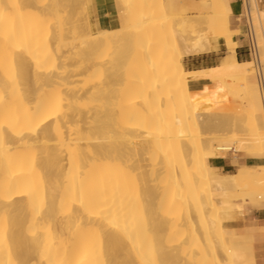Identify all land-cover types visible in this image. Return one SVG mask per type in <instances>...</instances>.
Instances as JSON below:
<instances>
[{
    "label": "bare ground",
    "instance_id": "6f19581e",
    "mask_svg": "<svg viewBox=\"0 0 264 264\" xmlns=\"http://www.w3.org/2000/svg\"><path fill=\"white\" fill-rule=\"evenodd\" d=\"M115 1L120 12L136 13L134 21L132 13L127 18L135 30L124 28L132 32L131 47L124 40L120 45L121 39L116 44V29L93 32L82 14L86 0H0V264H223L231 260L232 230L222 223L229 201L252 195L257 207L264 206V112L259 110L260 93L255 96L250 87L248 63L235 54L233 36L241 34L228 24V3L213 16L218 24L213 41L221 38L228 53L211 71L197 72L226 76V82L244 80L251 122L194 154L186 140L188 116L151 106L155 100L164 102L158 106L169 105L194 80V71L183 67L184 56L212 49L206 35L192 39L184 34L199 16H171L169 0L157 8L152 0ZM77 3L84 4L80 20L72 16ZM251 21L264 106V12L257 0ZM174 32L180 42L165 47ZM112 40L118 49L125 52L126 45L130 51L120 55L117 46L112 49L117 52L111 55L125 63L123 74H118L115 57V65L110 60L107 66L88 58ZM100 73H105L101 77L107 81L100 79L107 88L98 93L88 80ZM129 74L139 81L134 87L129 79L122 81L117 91L116 77ZM153 74L169 84L164 97L148 86ZM95 99L102 102L91 103ZM194 101L197 108L202 101L211 102L198 95L193 107ZM203 114L199 116L205 119ZM149 120L163 125L164 132L155 134ZM136 146L142 154L138 159L132 150ZM228 150L246 152L256 162L241 164L232 174L212 173L205 152ZM167 151L178 153L177 167L162 165H168ZM146 152L155 160L151 172L138 164ZM134 162L142 168L140 177Z\"/></svg>",
    "mask_w": 264,
    "mask_h": 264
},
{
    "label": "rangeland",
    "instance_id": "374dc122",
    "mask_svg": "<svg viewBox=\"0 0 264 264\" xmlns=\"http://www.w3.org/2000/svg\"><path fill=\"white\" fill-rule=\"evenodd\" d=\"M152 1H153L154 6H156V8H157V6L159 7V4L161 3L160 1H163L164 3L166 2V0H152ZM169 1H171V3H172V6H171V9H170V12H169L171 14V16H174V17H175V15H177L176 17L189 16V18H193L194 15H190V14L194 13L197 16H199L198 17L199 18V20H198L199 22L202 21V19L204 20L202 22H205L206 19H207V21H206L207 23H203V24H202V22H200L201 23L200 24L197 20H194V22L196 21L195 24H194V28L193 27L192 28H188L189 30L188 29L186 30L188 34L186 33V31L184 33V34L187 35L188 38L192 37V39H193L194 35L198 36L199 34L202 33L201 35L202 36L206 35L207 38L209 39V41L211 42V41H213L214 37L216 35H218V29H217L218 28V24H217V21L215 20V17L213 18V16H215V13L217 11H219V9L221 8L220 6L223 5V3H228V0H214V1L213 0H194V1L193 0H182L181 4L176 3L174 0H169ZM219 1H222V3H220ZM87 2L88 1L86 0L85 6H84V4H83L84 7L82 6L83 8L81 7L82 4H80V7H78V5H79L78 3L76 4V7L74 8V10L72 12V16L75 19L80 20V19H82L81 17H84L80 13V11L82 12V9H83V13L82 14L83 15L85 14V17H88V19H89V15H88V11H87ZM217 5H219V6H217ZM117 6H118V4H117ZM80 8H82V9H80ZM216 9H218V10H216ZM120 10H121V12L123 10V12H122L123 13V18H122L121 12L117 9L118 18L121 17V18H119V21H121V22L123 21V23L125 24V22L126 23L128 22L127 18L128 19H129V17L131 18V15L134 12L132 11L131 12L132 14H131L130 13L131 10H129V9L128 10L120 9ZM84 11H85V13H84ZM127 11L129 12V14L124 15V13H128ZM158 13L159 12H157V15L159 17L160 13L159 14ZM128 15H130V16L128 17ZM153 15H155V12H154ZM157 15L153 16V17H157ZM124 16H126V18ZM132 16H134L133 20H132V21H134V18L136 17V13L133 14ZM191 16H193V17H191ZM209 17H211V18H209ZM212 18H213V22H212ZM136 19H137V17H136ZM208 19L210 21H208ZM129 22H130L129 24L132 23L131 20H129ZM208 22H212V23H208ZM123 23L121 25V28L118 27L119 30H118V28H116V30H115V32L118 34V37H115L116 38V44H119V40L121 39L120 43H121V41L123 42V40H124V43H126V45H127L126 41H128V39L131 40V38H129L128 36H129V34H132V32L135 30V28H133L131 26L134 30L131 29L130 25L128 23L127 24L129 25V27H127L128 26L127 24H126L127 26L125 27V26H123ZM119 24H120V22H119ZM122 27H123V30H122ZM124 28H126L127 30L129 28V30L131 29L132 32L130 33V31H127ZM120 30H122V31H120ZM197 30H198V32H197ZM94 31L95 30H93V32ZM239 31H240L241 35L233 36L234 40H238L239 38H243V36H244L243 29L239 28ZM174 33H173L174 39L167 41V43L165 44V47L170 48V44L172 42H174V43L180 42L179 41L180 40L179 39L180 38L179 34L176 33V32H174ZM176 35H177V39H176ZM189 35H190V37H189ZM114 41H115V39H114ZM114 41L112 40L110 44L109 43L108 44L107 43L102 44L101 46H99L98 52L96 54H93L92 56L89 55L88 58L91 57L90 60L95 61L96 63H102V64H104L103 66H107V64H108L107 62L110 61V60H111L110 61L111 63L113 61L115 62V60L117 58H116V56H112V55H116V54H112V53H116L117 52V51L113 52L114 51V47H116L117 45L115 44ZM117 41H118V43H117ZM128 42H129V45H130L131 42L130 41H128ZM174 43H172V44H174ZM134 44H137V41ZM112 45H114V46H112ZM120 45H122V43ZM126 45L124 46L125 47V52L128 53L130 51L127 52ZM237 45H238V42H237ZM134 46L136 47L137 45H134ZM101 47L102 48L106 47V48L104 50V49H101ZM107 47L110 48V49H108ZM128 47L129 46H127V49H128ZM130 47H131V45H130ZM135 47L132 46V50ZM116 48L118 49V46ZM242 48H244V47H242ZM112 49H113V51H112ZM235 49L237 50V48H235ZM107 50H108V52H107ZM123 50L124 49L122 48V50H121L122 53L120 52V55L125 53ZM220 50L221 51H219L218 57H220V56L224 57L228 53V50L224 46L221 47ZM110 51H111V53H110ZM114 57H115V60L111 59V58H114ZM223 57L220 58L219 60H217V62L219 64L221 63ZM256 58H257V56H256ZM243 60H244V58H243ZM246 60H251L252 61V62L248 63V69H249V74H250V78H251L250 80H251V84H252L250 87H251L252 92L255 94V96H256L257 92L260 93V99H261V103L260 104H261V106L259 107V110H262L264 112L263 99H262L261 89H260V87H258V83H257L256 75H255L254 62L248 56V54H247ZM116 61H118V63L116 65L114 63H112V64L119 67V69L117 67L118 74H120V73L123 74V72L120 71L121 70L120 68H121L122 65H123L122 66V68H123L125 66L124 65L125 63L123 64L122 62H119V60H116ZM132 61L135 62L133 59H132ZM132 61L129 62L128 65H133L134 63ZM118 64H121V65L119 66ZM219 64H217V65H219ZM216 66H214V67H216ZM183 67H184V65H183ZM212 68L213 67H211V69ZM262 68H264V61L263 60H262ZM184 69H185L186 72H190V71H187V69L185 67H184ZM208 69L211 71L210 68H208ZM197 71L198 70H194V81L207 78V79H209L212 82V86H211L212 89H207V86H203V88L201 90H199V91H192L191 88H190V83L192 82L191 81L189 83L188 88H186V89L185 88H180L176 92V96L174 97V99L170 100L171 102H170L169 105H167V106H165V105L164 106H158V104L159 105H163L164 102L162 101L163 103L161 104V101H160L159 103L157 102V104H156V100H155L153 102V105L151 106V109H159V108L161 109V107H162V109L164 108L163 110L167 109V111L169 112V115H171V116L175 115L180 110L185 115L188 116V118H189L188 119V121H189L188 128H190V130L187 128V132L190 131L191 134H190V132L188 133L189 136H188V139H186V140H187V145L191 143L190 144V145H192L191 148L189 146L188 147L190 149H192V152L194 154H198L199 150L202 147L204 148L208 142H212L213 144L216 145V144H220V143L226 141L228 136L231 134L230 132L238 131L240 129H245L248 126H250V122H251V118H250V107L251 106L249 105L250 98H249V94H248L249 90H248V87L245 85L244 80H242L240 77H236V78H233L231 80L229 79L226 82L225 81L226 76H223V75L219 76V75H215L213 73H212V75L203 76V75L199 74ZM257 71L259 73L258 67H257ZM105 73H106V71H105ZM105 73L104 74L100 73L99 76L95 75L93 78H91V80H88L89 82L94 81L95 85H97L96 90H97L98 93L100 92V90H103V88L104 89L107 88L106 85L104 84L105 82H103V80H105V78L101 77L102 75L105 76ZM129 77H131V78H129ZM100 78H103V80L100 79ZM125 78H127V79L125 80ZM128 79H129V81H128ZM147 80H148V86L150 88H154L155 91H157V93H160V95L162 94V96H163V94H167V93L170 92L169 91V87H168L169 84L167 83L165 77L157 76V75L153 74V76H148ZM105 81H107V79ZM115 81H116L115 82L116 84L113 85V87L117 85L116 87L118 89L116 87L115 88L118 91V90H120L119 87H120V84H121L122 81H125V82L128 81L129 83L131 82V84H132L133 82H138L139 80L136 77H134L132 74H129L128 76L127 75L126 76L125 75L124 76L120 75V76L116 77ZM119 81H120V83H119ZM102 82H103V86H101ZM128 82L126 84H129ZM123 84L125 85V83H123ZM121 86H122V84H121ZM132 86H133V84H132ZM134 86H135V84H134ZM100 87H102V88H100ZM197 95L200 96L201 98L207 97V98L210 99L211 102L210 103H205L204 101H202L201 104L199 105V107L197 108L196 105H195V101H194V107H193L192 106V98L194 97V99H195L197 97ZM96 101H98L99 103L102 102V100H100V99H95V101L91 102V103L98 104V102H96ZM200 114H203L204 116H205V114H207V115L205 116V119H204V118H201V116H199ZM169 115H167V116H169ZM192 116H194V120H192L193 119ZM150 123H153V122L151 120H149L148 124H150ZM150 125H151V128H152L150 130L154 131V133L157 134V135H160L165 130V127L163 125H161V124H157L156 125L155 123H153V124H150ZM100 134H101V136H104L103 132H101V131H100ZM152 135H153V133H152ZM112 137L113 138L115 137V139H116V136H112ZM148 137H151L150 133H148ZM117 139H118V136H117ZM228 144L232 146V144H230L229 142H228ZM137 147L138 146H136V148L132 149L133 151L136 149V151H134V153L132 151V153L135 154L136 158L138 159L140 157V155L142 156V154L140 152V149H137ZM167 152H168L167 153L168 165L167 164H162V165H165L166 168L177 167V165H178V159L177 158L179 156L178 153L175 152V151L174 152L167 151ZM170 153L173 156L172 158L174 160L170 158V156H171V155H169ZM133 154H132V157L134 156ZM146 154H147V158H146V160H143V162H139L138 163V161H135V160H137L136 158H134V161L136 163L140 164L141 166L143 164H146V165H144V167L146 166L145 169L148 170L149 172H151V171L155 170V167H156L154 165V161L155 160L153 158V153L146 152ZM219 154H225L226 157L230 158V160H231L230 161L231 162V168L229 170L223 171L220 168L211 167V165H210V157L212 155L214 156V155H219ZM245 154L250 155V154H248L246 152H235L233 150H228L226 152L213 151V152H205V157H206L207 164L211 167L212 173L232 174V173H235L237 171L239 165H241V164H244V165H253V164H255L256 161H254V159L249 157V156H245ZM250 156H252V155H250ZM121 159L124 160L125 158H121ZM136 163L133 166L134 170H135L134 173L135 172H137V173L141 172L142 171L141 166L140 165L138 166V164H136ZM175 164H177V165L175 166ZM140 168H141V170H140ZM148 171H146V174L148 173L147 176L149 177V176H151V173H149ZM137 173H136V175H137L136 177H140L139 173L138 174ZM168 186L167 187L170 188V185H168ZM149 189H151L150 192L153 194L155 189H153L151 186H149ZM149 189H148L147 193H150ZM148 199H149V197H148ZM149 201H151V199ZM169 208H171V207L170 206L167 207V209H169ZM240 208H241V210H240ZM225 209L228 210V213H227L228 215L226 214V216H228V217L226 218L224 215H222V218H223L222 219V223H223L224 227H225V223L224 222L230 221V220L234 219L236 216H241L243 213H245L247 211H251L253 209L264 210V206L255 207L253 205V201L243 200L242 198H235V199H233L231 201L230 204H228V206ZM196 217H195L194 223L196 222L195 225H198L199 223H198V221H197L198 219ZM175 219H176V217L173 220H175ZM165 236H166L165 239H167L168 238L167 233H165ZM229 238H230V241H229L230 242V248L232 250V246L235 243L238 242L237 239H235V234H234L233 231L230 234ZM223 264H232V261L231 262H227V263L224 262Z\"/></svg>",
    "mask_w": 264,
    "mask_h": 264
},
{
    "label": "crops",
    "instance_id": "0c3cea01",
    "mask_svg": "<svg viewBox=\"0 0 264 264\" xmlns=\"http://www.w3.org/2000/svg\"><path fill=\"white\" fill-rule=\"evenodd\" d=\"M87 1V11L92 30H100L103 28L116 29L119 27L117 4L115 0ZM174 1L179 4L182 2V0ZM257 4L259 9L264 12V0H257ZM228 5L231 10V14L228 17L229 26L233 28H242V23L238 19V14L240 12L239 0H228ZM190 15L196 16L194 13H191ZM235 41L238 42L236 47L237 50L235 49L237 59L245 63L252 62L251 60H246L247 54L245 53V49L242 48L246 46L245 39L239 38ZM210 45L212 46V49L208 52L183 57L182 63L187 71H194L203 68L208 69L219 64L217 60L223 56L218 57V53L221 51V47H223V41L221 38H218L216 43L211 41ZM203 86H207V89H212V82L209 79L204 78L197 81L193 80L190 83L192 91H199ZM245 156L252 158V156L247 154H245ZM230 161V158L226 157L225 154L212 155L210 157L211 167L220 168L223 171H227L231 168ZM235 198L253 201V205L257 207L255 205L257 201L256 196L244 195ZM231 201L232 200L229 201V204ZM236 217L230 221L224 222L225 228H230L235 234V239L238 241L232 246V250L230 248V262L232 261V264H264V210L253 209Z\"/></svg>",
    "mask_w": 264,
    "mask_h": 264
},
{
    "label": "built area",
    "instance_id": "2783aa9c",
    "mask_svg": "<svg viewBox=\"0 0 264 264\" xmlns=\"http://www.w3.org/2000/svg\"><path fill=\"white\" fill-rule=\"evenodd\" d=\"M240 3V12L238 14V19L242 23L243 34L247 39L248 44L244 46L245 52L254 62V70L255 75L258 83V87H260L262 91V81L261 77L257 71V61H256V52L255 48L253 47V42L251 40V33H252V11H253V0H239Z\"/></svg>",
    "mask_w": 264,
    "mask_h": 264
}]
</instances>
